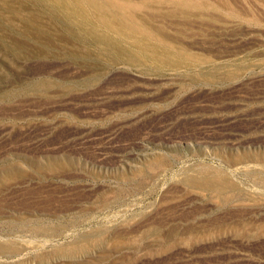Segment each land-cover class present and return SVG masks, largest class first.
<instances>
[{"label":"rangeland","instance_id":"rangeland-1","mask_svg":"<svg viewBox=\"0 0 264 264\" xmlns=\"http://www.w3.org/2000/svg\"><path fill=\"white\" fill-rule=\"evenodd\" d=\"M0 264H264V0H0Z\"/></svg>","mask_w":264,"mask_h":264}]
</instances>
